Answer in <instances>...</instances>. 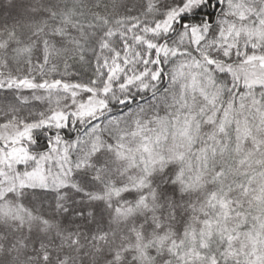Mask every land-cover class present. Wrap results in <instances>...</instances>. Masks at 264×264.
<instances>
[{
	"label": "snow or ice",
	"instance_id": "snow-or-ice-1",
	"mask_svg": "<svg viewBox=\"0 0 264 264\" xmlns=\"http://www.w3.org/2000/svg\"><path fill=\"white\" fill-rule=\"evenodd\" d=\"M0 264H264V0H0Z\"/></svg>",
	"mask_w": 264,
	"mask_h": 264
}]
</instances>
